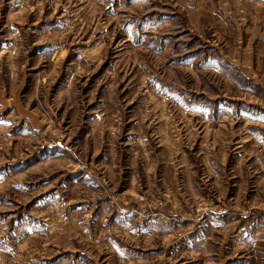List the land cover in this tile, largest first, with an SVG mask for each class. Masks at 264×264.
<instances>
[{"label": "rangeland", "instance_id": "obj_1", "mask_svg": "<svg viewBox=\"0 0 264 264\" xmlns=\"http://www.w3.org/2000/svg\"><path fill=\"white\" fill-rule=\"evenodd\" d=\"M0 264H264V0H0Z\"/></svg>", "mask_w": 264, "mask_h": 264}]
</instances>
